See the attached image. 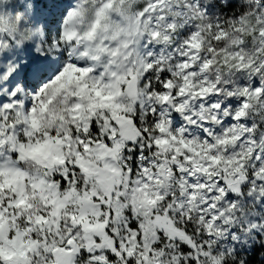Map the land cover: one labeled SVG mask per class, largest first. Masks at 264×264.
I'll use <instances>...</instances> for the list:
<instances>
[{
	"label": "clouds",
	"instance_id": "obj_1",
	"mask_svg": "<svg viewBox=\"0 0 264 264\" xmlns=\"http://www.w3.org/2000/svg\"><path fill=\"white\" fill-rule=\"evenodd\" d=\"M262 157L264 0H0V264H264Z\"/></svg>",
	"mask_w": 264,
	"mask_h": 264
},
{
	"label": "snow or ice",
	"instance_id": "obj_2",
	"mask_svg": "<svg viewBox=\"0 0 264 264\" xmlns=\"http://www.w3.org/2000/svg\"><path fill=\"white\" fill-rule=\"evenodd\" d=\"M37 60H38L37 57H34V58H33V62H36ZM253 158H255V157H253ZM262 158H264V157H262ZM130 227L133 228V229H135V228L137 227L135 221H133V223L131 224ZM69 243H71V241H69Z\"/></svg>",
	"mask_w": 264,
	"mask_h": 264
},
{
	"label": "rangeland",
	"instance_id": "obj_3",
	"mask_svg": "<svg viewBox=\"0 0 264 264\" xmlns=\"http://www.w3.org/2000/svg\"><path fill=\"white\" fill-rule=\"evenodd\" d=\"M256 249L253 250V255ZM253 255L250 257V264H254V262L256 261V259H253Z\"/></svg>",
	"mask_w": 264,
	"mask_h": 264
},
{
	"label": "trees",
	"instance_id": "obj_4",
	"mask_svg": "<svg viewBox=\"0 0 264 264\" xmlns=\"http://www.w3.org/2000/svg\"><path fill=\"white\" fill-rule=\"evenodd\" d=\"M259 252V249H256L253 255V259L257 260V253Z\"/></svg>",
	"mask_w": 264,
	"mask_h": 264
}]
</instances>
